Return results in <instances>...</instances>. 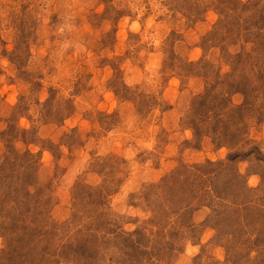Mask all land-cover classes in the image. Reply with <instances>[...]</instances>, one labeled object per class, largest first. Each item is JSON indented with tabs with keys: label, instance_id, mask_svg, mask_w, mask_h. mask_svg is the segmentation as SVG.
Segmentation results:
<instances>
[{
	"label": "rangeland",
	"instance_id": "rangeland-1",
	"mask_svg": "<svg viewBox=\"0 0 264 264\" xmlns=\"http://www.w3.org/2000/svg\"><path fill=\"white\" fill-rule=\"evenodd\" d=\"M0 264H264V0H0Z\"/></svg>",
	"mask_w": 264,
	"mask_h": 264
}]
</instances>
